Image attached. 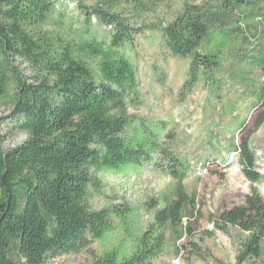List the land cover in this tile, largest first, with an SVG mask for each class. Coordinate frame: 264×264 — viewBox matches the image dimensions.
Segmentation results:
<instances>
[{
  "label": "trees",
  "instance_id": "obj_1",
  "mask_svg": "<svg viewBox=\"0 0 264 264\" xmlns=\"http://www.w3.org/2000/svg\"><path fill=\"white\" fill-rule=\"evenodd\" d=\"M74 1L80 26L72 29L60 20L52 29L48 24L63 0H0V100L11 104L12 120L8 132L0 131V264H46L88 250L117 230L123 234L120 244L93 264H156L171 248L180 253L178 242L191 231L184 218L202 214L196 194L183 185L187 163L164 150L158 132L137 127L132 112L142 97L137 68L124 48L141 29L122 4L132 1L138 10L141 0ZM253 6L251 0L187 2L160 24L165 50L193 55L183 95L202 78L224 71L228 62L235 68L231 79L245 90L250 72L245 69L264 76V48L240 58L241 43L248 39L244 16ZM258 17L264 22V13ZM251 88L262 107L235 151L246 179L260 183L250 137L264 125V80ZM13 130L27 139L7 149ZM158 153L173 162L169 173L177 185L164 196L163 207L160 200L149 202L153 213L147 227L134 226L131 208L92 207L91 189L101 190L102 171L141 167ZM214 221L245 234L237 264H264V199L256 188Z\"/></svg>",
  "mask_w": 264,
  "mask_h": 264
},
{
  "label": "rangeland",
  "instance_id": "obj_2",
  "mask_svg": "<svg viewBox=\"0 0 264 264\" xmlns=\"http://www.w3.org/2000/svg\"><path fill=\"white\" fill-rule=\"evenodd\" d=\"M48 27L57 29L60 20L72 29L80 26L81 13L74 0H63ZM97 5L101 0H84ZM218 0H141L139 11L134 2H124V13L131 17L141 33L134 36L133 45H126L125 55L138 71L142 105L132 112L137 116V127L148 126L156 131L160 145L169 153L180 156L188 165L183 185L189 193L196 194L202 215L185 217L184 225L191 231L179 240L180 253L171 248L156 260V264H237L239 243L245 236L234 226L223 229L215 219L225 210L244 203L246 196L256 188L264 199V125L250 137V146L263 176L260 183H252L242 173L236 146L240 138L254 128V119L262 106H257L251 87L263 82L257 69L250 71L245 87L231 79L234 71L231 62L224 71L216 72L210 79L202 78L183 95L182 87L188 77L192 54L188 57L171 55L160 42L158 27L172 20L183 10L185 3H207ZM254 6L244 16L248 39L241 43L240 58L256 54L264 48V22L258 17L264 13V0H251ZM96 18H93V22ZM137 22V24H136ZM109 30V29H108ZM103 29L107 34L109 31ZM21 68L27 67L21 60ZM254 79L255 83L249 81ZM250 83V84H249ZM11 104L0 100V131L12 127ZM241 122L245 127H239ZM27 139L23 132L13 130L5 148H14ZM168 153V154H169ZM165 155V154H164ZM163 153L155 155L153 163L141 167L108 170L100 173L101 190L91 189L90 203L94 209L116 205L131 208L133 223L145 228L152 220L149 202L171 194L177 185L169 169L173 162ZM162 164L164 168L158 167ZM155 210V209H154ZM123 234L120 230L106 238L94 241L90 249L78 254L51 259L46 264H93L105 252L117 247ZM130 248V247H128ZM127 248V249H128Z\"/></svg>",
  "mask_w": 264,
  "mask_h": 264
}]
</instances>
